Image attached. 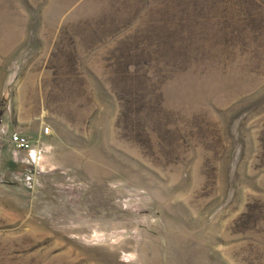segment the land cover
<instances>
[{"label":"rangeland","instance_id":"obj_1","mask_svg":"<svg viewBox=\"0 0 264 264\" xmlns=\"http://www.w3.org/2000/svg\"><path fill=\"white\" fill-rule=\"evenodd\" d=\"M0 264H264V0H0Z\"/></svg>","mask_w":264,"mask_h":264},{"label":"built area","instance_id":"obj_2","mask_svg":"<svg viewBox=\"0 0 264 264\" xmlns=\"http://www.w3.org/2000/svg\"><path fill=\"white\" fill-rule=\"evenodd\" d=\"M44 133L45 134H48L49 133V128L46 127L44 129ZM12 142L13 144L20 150H26V149H29L30 148V143H29V140L27 138H24L22 137L21 135L19 134H13L12 135Z\"/></svg>","mask_w":264,"mask_h":264}]
</instances>
